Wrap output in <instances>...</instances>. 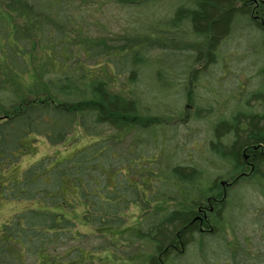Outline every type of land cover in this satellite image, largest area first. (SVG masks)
I'll list each match as a JSON object with an SVG mask.
<instances>
[{
    "label": "trees",
    "instance_id": "16d2710c",
    "mask_svg": "<svg viewBox=\"0 0 264 264\" xmlns=\"http://www.w3.org/2000/svg\"><path fill=\"white\" fill-rule=\"evenodd\" d=\"M159 1L101 3L129 9ZM249 1L171 3L161 17L134 18L123 35L105 40L94 34L96 0H0V209L4 203H27L0 225V264L94 263L93 256L84 258L83 249L65 248L67 240H75L74 219L67 212L75 207L90 226L99 221L100 231L102 224L115 228L116 234L101 236L116 240L110 243L149 245L153 255L146 253L139 264H178L179 248L195 235L212 233L218 240L213 264H264V213L249 212L251 224L260 228L261 247L254 249L248 236L237 237L232 222L239 194L228 196L217 188L213 196L195 151L188 148L198 142L185 138L181 144L177 126L169 127L187 103H194L193 114L181 123L205 116L206 163L213 155L212 162L224 164L226 177L249 172L241 149L264 145V36L256 18L260 6ZM245 33L252 48L247 43L240 53L238 41ZM249 54L257 57L253 80L237 64ZM41 139L64 152L47 164L39 158L22 165L23 158L35 156ZM177 154L185 155V165ZM106 170L116 172L111 183ZM118 178L125 183L117 190ZM246 181L264 201V171H253ZM208 204L212 231L201 234L192 221L202 217L198 207L208 209ZM129 207L143 211L137 230L121 227V214Z\"/></svg>",
    "mask_w": 264,
    "mask_h": 264
},
{
    "label": "rangeland",
    "instance_id": "374dc122",
    "mask_svg": "<svg viewBox=\"0 0 264 264\" xmlns=\"http://www.w3.org/2000/svg\"><path fill=\"white\" fill-rule=\"evenodd\" d=\"M100 3L99 10L96 12L95 16L97 20L99 21V26L96 27L94 30V34L103 35V38L105 40L113 38V34H124V31L129 29V25L134 24L133 20L134 18H143L145 20L152 19L153 16L155 17H161L162 13L169 12L172 9L171 3L173 6L177 4L179 1L184 0H160L158 3L146 6L144 8H121L115 4L112 3H101L105 0H96ZM91 4H96L94 2H90ZM97 9V8H96ZM242 41L239 39L238 43V49L239 52H243V50H247V46L249 45L250 48H252L251 44V36L247 35L245 33L242 37ZM247 39V42L246 40ZM232 40H234L232 38ZM237 42V41H236ZM248 43V45H246ZM229 46L232 45V42L228 43ZM231 53L235 54L233 51H230ZM250 53V52H249ZM258 61L260 63V57L258 58ZM231 64L234 65H241L238 66L241 71L246 72L247 75H250L249 78L252 80L255 77V72L257 68V57L253 54H249L247 57L240 59L237 64L235 62H232ZM236 70V67H235ZM190 79V78H189ZM147 83H151V80L146 81ZM251 83V82H249ZM254 83V82H253ZM252 83V84H253ZM190 84H188L189 86ZM188 108L184 110L183 114L179 117L173 118V120H170L169 123L174 126L169 127H176L178 130V139L180 138V143L183 144L188 139V141L195 140L198 142L196 145L191 146L188 144L189 150H194L196 154H194V160L196 161L197 165H199V168L204 172V177L206 180L205 187L210 184L211 179L213 180L216 176H223L226 177V168L224 164L219 161L217 162L216 159L215 162H212L213 155H211L210 162L206 163V158L209 157L208 152L210 151L207 144L209 142V134L210 129L208 130L209 126L206 123V118L202 119L199 117H196L189 121L188 125H182L186 122L191 114H193L195 110L194 103L188 104ZM214 121V119H212ZM216 124L215 122L213 123ZM224 130H218V133H223ZM184 134V137H183ZM130 136L128 139V142L130 141ZM183 142V143H182ZM64 152V149L59 148H53L47 145L44 141L39 140L37 143V151L35 153V156H32L31 159L29 158H23L22 165H27L28 163H31L33 161L40 159H43L45 163L47 164L48 158H51L54 155L62 154ZM197 153H200V155ZM185 154V153H184ZM196 155V156H195ZM204 158V159H203ZM176 159L179 161L180 164L185 165L186 159L185 155L183 154H177ZM145 161V160H142ZM116 162V161H115ZM217 162V163H216ZM113 163V162H112ZM213 163V164H212ZM223 164V165H221ZM109 167V166H107ZM205 172L209 173V177ZM116 172L114 171H108L106 170L104 174L107 177V180L111 183L114 179L117 178ZM120 174V172H119ZM211 174V175H210ZM118 175V174H117ZM126 176V175H125ZM212 176V178H211ZM100 179H102L105 182L104 176H99ZM224 177V178H225ZM126 178V183L124 182V179L118 178L115 180L114 183H117V190H118V184H124L128 185L130 183V179ZM132 178V177H131ZM134 181H136V178H132ZM130 180V181H129ZM209 180V181H208ZM48 181V180H46ZM41 183V181H39ZM243 182L237 187H234V191L231 190L228 192V196H237L239 194L238 198L233 200V205L237 206L238 213H232L233 214V220L232 222L238 226V230L240 231V234L237 236L240 239L243 236H248V238L252 241V246L254 249L261 247L258 245V238H257V231H260V228L258 225H252V218L250 213L258 211L260 215L264 213V201H262L261 195L259 192L254 190L256 185L252 186V182ZM43 186L42 184H40ZM216 185V183L213 181L212 186ZM115 186V185H112ZM260 188V187H259ZM231 192H233L231 194ZM241 199V200H240ZM29 204V203H28ZM231 207L230 201L227 204ZM27 206V203H24L22 201L20 202H10V203H4L1 206L0 209V225L6 221H8L11 216L15 215L16 213L20 212L22 209H24ZM68 216L73 217V222L75 224L74 226V232L73 237L74 241L67 240V244L65 245V248L74 247L75 249L80 248L83 249L85 254L84 258L87 259L89 256H93L91 260L94 261V263H91L87 261L85 264H108L112 262V259L115 260L117 263L120 261L119 264H139L141 261L146 260V253L151 256L153 255L152 251L149 250L147 247H143L141 242L134 243V240L131 239V241L134 243L132 246L124 247V243L116 242V243H110L115 242V239L107 238L105 239V232L107 236L109 234L115 233V228L111 225H105L102 224L101 231L98 230V226L100 222L96 221L94 223L95 225H89L84 222V217H82V211L81 208L77 209L76 207L72 210L68 209ZM77 211V212H75ZM141 212L134 211V208L129 207L128 213L121 214L122 217H124V221L121 225L122 228H132L134 230H137L138 225H140L137 220L140 218ZM250 212V213H249ZM142 216V215H141ZM167 218V217H166ZM210 227L212 228V223H209ZM133 225V227L131 226ZM149 228L150 224L146 223ZM111 227V229H107L106 227ZM128 226V227H127ZM144 226V225H143ZM207 228V227H206ZM205 228V229H206ZM119 231V229H117ZM255 231V232H254ZM77 233L83 236L77 237ZM225 233H227L226 236L229 237L230 232L225 229ZM151 234V233H150ZM112 237V236H111ZM225 237V240H228L229 238ZM78 238V239H77ZM77 239V240H76ZM217 238L215 237V233H212L211 236H198L195 235L193 242L187 243L186 248H179L178 255L176 256L175 261L181 264H207L211 263L213 264L214 257L217 255L218 251L216 249L217 244ZM199 243L201 246L199 247ZM263 248V247H262ZM148 249V250H147ZM252 249V248H251ZM76 252V250L74 251ZM216 253V254H215ZM87 255V256H86ZM155 255V254H154ZM96 256V257H95ZM128 259V260H125ZM129 259H132L130 261ZM226 263V262H225Z\"/></svg>",
    "mask_w": 264,
    "mask_h": 264
},
{
    "label": "flooded vegetation",
    "instance_id": "af4514ba",
    "mask_svg": "<svg viewBox=\"0 0 264 264\" xmlns=\"http://www.w3.org/2000/svg\"><path fill=\"white\" fill-rule=\"evenodd\" d=\"M261 8L263 7L264 3H261ZM256 18L258 19L259 25H260V31H261V35L264 36V14L262 13V15L259 14V16H256ZM264 66V63L262 65V67ZM262 78H264V68H262ZM264 96V93H263ZM245 169H247L245 167ZM247 171H242L240 173H238L237 175H229L227 178H224V180H214V181H218V184L212 186V195L215 196L217 194L216 190L217 188H221L222 192L224 194L228 193V191L231 190V188L236 185L237 183L246 180L250 174L253 172V170H248ZM263 171V170H262ZM212 185V184H211ZM216 192V193H215ZM209 208H205V207H198V213L197 214H201L202 217L199 218L197 217V221L194 219L192 221V223H196L197 224V230L203 232V231H208L210 232L211 229H205L206 227H209V223L207 221V214L211 213L212 210V204H208Z\"/></svg>",
    "mask_w": 264,
    "mask_h": 264
},
{
    "label": "bare ground",
    "instance_id": "6f19581e",
    "mask_svg": "<svg viewBox=\"0 0 264 264\" xmlns=\"http://www.w3.org/2000/svg\"><path fill=\"white\" fill-rule=\"evenodd\" d=\"M254 1H256L258 5L260 6L259 14L260 15H262V13L264 14V7L261 8L262 6L261 3H264V0H250L249 4ZM261 45L262 47H264V40L261 42ZM263 93H264V79H263L262 87H261L260 103H264ZM251 105H255V101H251ZM255 109L256 107L253 110ZM262 110H264V107ZM248 113H250V110L248 111ZM263 114L264 113L262 112L260 116ZM219 136L220 138L225 139L221 133H219ZM241 150H242V157H243L244 164H246V168H248V170H253V171H258V172L262 170L264 171V145L258 144V145L251 146L248 148L245 147ZM251 152L252 153L256 152L255 153L256 157L253 156Z\"/></svg>",
    "mask_w": 264,
    "mask_h": 264
}]
</instances>
